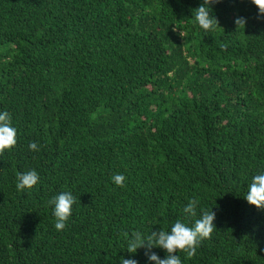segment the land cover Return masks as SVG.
Returning a JSON list of instances; mask_svg holds the SVG:
<instances>
[{
  "label": "trees",
  "instance_id": "trees-1",
  "mask_svg": "<svg viewBox=\"0 0 264 264\" xmlns=\"http://www.w3.org/2000/svg\"><path fill=\"white\" fill-rule=\"evenodd\" d=\"M202 3L0 0V113L17 129L0 154V264H152L123 234L191 226L192 198L217 230L182 264H264V209L245 198L264 172V18L220 0L205 31ZM32 169L38 183L18 191ZM61 192L76 202L57 231Z\"/></svg>",
  "mask_w": 264,
  "mask_h": 264
},
{
  "label": "clouds",
  "instance_id": "clouds-1",
  "mask_svg": "<svg viewBox=\"0 0 264 264\" xmlns=\"http://www.w3.org/2000/svg\"><path fill=\"white\" fill-rule=\"evenodd\" d=\"M219 2L220 0H203V3L193 10L194 20L203 30L214 31L219 26L218 19L210 15L213 11L211 6ZM251 3L258 9L257 18H264V0H251ZM246 22L245 17H236L234 20L236 30L241 28L244 30ZM179 34L184 37L182 31ZM16 137L17 129L12 126L11 115L7 111L0 113V154L16 145ZM29 149L39 151L40 146L38 142H30ZM125 179L122 174H114L111 177L112 182L119 187H124ZM38 181L39 175L35 169L17 172L16 189L21 192L25 189L30 190ZM245 198L250 205H254L257 209H264V172L252 178ZM75 202L76 198L71 192H61L49 200L48 203L53 206L54 227L57 231H62L66 227ZM198 204V198H192L189 199L183 209L186 216L192 217L194 220L191 226L177 219L171 226L170 231L164 229L152 230L146 236L140 231L125 232L123 235L127 239L126 251L135 254L138 249L144 248L145 256L152 264H182L178 252H183L186 259L194 257L201 242L210 239L213 231L217 230L214 224L216 213L212 209L210 211L202 209L200 216L197 218L196 208ZM154 247L163 249L166 252L165 258L161 259L155 252L151 251ZM120 264H138V261L121 257Z\"/></svg>",
  "mask_w": 264,
  "mask_h": 264
}]
</instances>
